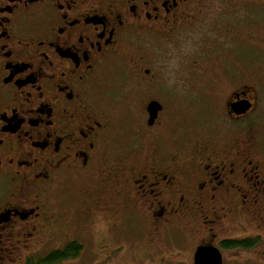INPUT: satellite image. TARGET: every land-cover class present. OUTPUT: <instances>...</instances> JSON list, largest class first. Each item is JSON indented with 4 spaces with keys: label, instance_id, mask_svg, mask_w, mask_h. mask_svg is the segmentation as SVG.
Wrapping results in <instances>:
<instances>
[{
    "label": "flooded vegetation",
    "instance_id": "1",
    "mask_svg": "<svg viewBox=\"0 0 264 264\" xmlns=\"http://www.w3.org/2000/svg\"><path fill=\"white\" fill-rule=\"evenodd\" d=\"M220 4L0 0V264H32L45 257L36 251L57 239L66 246L55 250L85 244L79 236L97 247L136 245L156 255L162 241H182L177 232L191 250L186 260L194 264L197 248L210 245L224 264L223 249H234L225 241H254L242 232L221 237L215 228L248 223L264 233V151L244 149L241 135L216 121L205 134L166 138V104L146 98L149 86L174 83L165 79L179 69L174 54L184 33L216 21L209 15ZM189 54L190 73L202 85L190 99L197 118L222 122L209 106L222 94L210 92L243 71H207L202 63L212 55ZM123 80L139 102L138 129L119 122L113 106ZM245 86L228 94V118L254 109ZM152 100L163 108L150 123ZM243 100L252 107L235 113L231 104ZM197 227L208 237L193 242L188 232Z\"/></svg>",
    "mask_w": 264,
    "mask_h": 264
},
{
    "label": "rangeland",
    "instance_id": "2",
    "mask_svg": "<svg viewBox=\"0 0 264 264\" xmlns=\"http://www.w3.org/2000/svg\"><path fill=\"white\" fill-rule=\"evenodd\" d=\"M221 3L209 15L211 17L213 15V18L216 19V21H212V25H202V28L198 27L195 31L190 29L184 33L181 50L174 54L178 59L179 69L173 73L174 76L168 74L165 79L166 82L174 83L165 84L169 88L149 86L145 90L146 98H157L165 102L168 128L162 132L166 138L173 134L182 138L198 132L205 134L212 130L216 121L217 126L220 125L224 131L231 132L230 129H234V132L237 131L242 137L244 149L262 152L264 151V0H221ZM219 6L223 8L218 10ZM215 13L216 15H214ZM222 18L228 19V22L223 21ZM220 34H222V38L219 41ZM202 49L206 55H212V60L207 59L204 64L202 63V67L207 71L215 70L217 67L224 68L223 71L225 68L242 69L243 71L239 81H227L219 85L220 88L212 90V92L209 90L211 95L213 93L222 94L219 99H216L217 96L215 99L211 96L209 102V106L214 108L218 115L223 116L222 122L217 117H213L210 122L209 120L200 121L196 115L195 105L190 102L191 98L200 94L202 85L198 86L196 75L190 73L188 61L191 59V55L189 52ZM119 71L121 70L119 69ZM178 73L179 77H177ZM122 76L123 72H121ZM123 81V85L115 87L113 92L115 99L113 106L119 112L117 119L121 123L122 121L128 122L132 128L138 129L140 120L136 116V110L139 102L133 95L135 89L129 86L127 81ZM245 84H248L251 89L255 107L242 118H228L226 98L230 91L235 89L234 87H246ZM182 124L189 125V131L183 132ZM216 127L215 130H217ZM253 214L252 216L255 217ZM254 223L256 222L254 221ZM213 232L221 237L238 236L242 232L243 235L247 233L244 236L253 238L254 245L248 249L243 247L223 249L226 257L229 258H225L224 264H264V233L262 230L253 228L248 223H243L239 228L234 222L226 221L221 227L215 228ZM188 233L193 242H198L202 238L208 237L209 231L197 227L189 229ZM177 234L182 241H162V247L158 248L161 253L158 252L156 255L153 253L154 250L148 251L146 248L136 245L117 248L97 247L86 237L79 236V240L85 243H81L83 248L80 254L54 264H192L186 260L190 257V255L188 257V254L191 253L190 247L186 244L184 236L178 232ZM171 236H176V232ZM65 244L62 246L57 239L50 249L36 252L40 256H46L56 248L65 247ZM230 257L234 259H230Z\"/></svg>",
    "mask_w": 264,
    "mask_h": 264
},
{
    "label": "water",
    "instance_id": "3",
    "mask_svg": "<svg viewBox=\"0 0 264 264\" xmlns=\"http://www.w3.org/2000/svg\"><path fill=\"white\" fill-rule=\"evenodd\" d=\"M232 110L237 114L246 113L251 107L252 103L249 100H243L231 104ZM163 106L158 100H152L148 104V112L150 114L149 122L153 123L157 118L158 113ZM194 264H223V257L221 251L210 245L199 246L195 252Z\"/></svg>",
    "mask_w": 264,
    "mask_h": 264
},
{
    "label": "trees",
    "instance_id": "4",
    "mask_svg": "<svg viewBox=\"0 0 264 264\" xmlns=\"http://www.w3.org/2000/svg\"><path fill=\"white\" fill-rule=\"evenodd\" d=\"M224 246L227 248H236L242 246L243 248L252 247L254 242L250 241H237V240H228L225 241ZM83 246L78 243H71L64 250L58 249L50 252L45 257H38V259L32 264H54L60 262L61 260L67 259L69 257L78 256L82 250Z\"/></svg>",
    "mask_w": 264,
    "mask_h": 264
}]
</instances>
